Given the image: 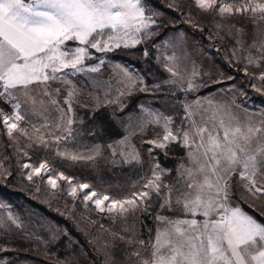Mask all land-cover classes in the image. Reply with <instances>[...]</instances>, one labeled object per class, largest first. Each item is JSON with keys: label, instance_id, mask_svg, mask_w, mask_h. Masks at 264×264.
<instances>
[{"label": "snow or ice", "instance_id": "1", "mask_svg": "<svg viewBox=\"0 0 264 264\" xmlns=\"http://www.w3.org/2000/svg\"><path fill=\"white\" fill-rule=\"evenodd\" d=\"M192 3L199 10L215 13L221 18L251 14L254 22L264 21L262 0H192ZM147 5L148 0H0V104L10 109L6 111L0 107V124L6 130L9 147L15 145L16 152L29 160L21 164L18 158L20 174L33 184H37L34 178H39L40 183L51 187L53 195L57 189L66 191L74 200L81 201L85 208L94 205L95 210L108 213L113 218L126 217L137 210L150 214L155 203L153 196L160 201V212L165 209L169 212L182 210L185 218L157 213L155 219L162 227H157L154 238L147 242L136 241L135 230L125 229L131 231V236L126 240L129 245L138 242L150 252V258L142 257L139 251L131 252L129 258H135V264H264V222L246 212L238 202L233 203L234 197L245 202L249 198L264 201V111H259L261 119L255 120L256 112L244 110L245 119L241 120L232 110L235 100L232 104H226L205 97L207 107L199 99L191 103L182 101L185 115L173 130L170 117L143 109L149 119L141 120L139 129L143 131L148 124L163 129V135L156 133L154 139L147 141L149 145L160 149L165 155H168L169 146L173 143L185 149L187 163L182 158L177 175L186 181L188 191L176 197V208L173 207L172 197L173 192H179V189L163 182L162 177L171 170L162 168L159 161L154 160L151 164V176L143 183L141 190L117 198L98 192L92 184L76 181L75 177L67 176L64 172L57 173L47 159L31 162L32 157L25 150L43 148L51 151L52 143H63L66 150L56 152L62 159L73 162L96 159L100 154L99 145L90 149L88 155L68 150V142L73 139V120L69 118L65 121L66 113L62 109H57L61 117L56 127H63V132L60 135L49 132L51 139L41 132V128L49 127L48 123L38 127L31 123L30 117L42 114L36 107L38 104H57L48 85L50 81L61 80L59 74L99 70V66L85 67V61L92 58L89 49L111 52L122 46L131 48L142 39L155 35L150 29L157 25L158 13L148 9L146 14ZM215 26L218 29L223 27L219 23ZM69 41L77 42L79 46L68 48L66 43ZM249 47L257 48L260 55L253 56L249 52L247 64L259 68L261 61H264V41L259 45L253 41ZM144 55H148L147 51ZM184 58L187 59L186 53ZM177 59L175 54L165 57V68L172 77L180 75V66L175 63ZM244 71L247 75V67ZM198 75L193 65L191 74L186 79L182 78V82L170 79L167 83L184 93L196 92L203 86L195 82ZM122 76L120 82L125 91L130 92L138 83H143L142 78L134 76L126 68ZM251 78L264 82V71L259 76L253 73ZM227 79L233 80L234 77ZM33 85L36 87L33 88ZM250 86L258 92L262 91L255 84ZM230 90L240 96L247 95L243 88ZM59 91L57 89L56 94ZM140 91L147 92L149 88L145 86ZM34 92L37 94L34 95ZM77 94L75 89L68 92V112L72 111L71 98ZM41 96H47L48 100ZM29 123L34 135L29 134L27 127L21 126ZM19 137H25L31 143L22 148ZM127 142L128 137H125L119 143L124 145ZM131 147L133 150L125 163L140 161L139 153L134 146ZM121 155L125 153L122 151ZM149 155H153L151 148ZM7 159V156L3 158ZM11 175L0 161V179L7 180ZM234 177L238 179L234 180ZM58 180L67 183L66 190L61 188ZM36 190H40L39 184ZM0 207L5 205L0 203ZM189 215L192 218H187ZM197 215L203 219L197 220ZM261 216H264V212ZM9 219H12L11 215ZM113 235H118L121 240L126 239L118 233ZM105 264H113L110 256L106 257Z\"/></svg>", "mask_w": 264, "mask_h": 264}, {"label": "rangeland", "instance_id": "2", "mask_svg": "<svg viewBox=\"0 0 264 264\" xmlns=\"http://www.w3.org/2000/svg\"><path fill=\"white\" fill-rule=\"evenodd\" d=\"M163 1L173 5L176 14L164 11L148 0L146 14L148 9L158 13L157 25L150 29L155 32V35L142 39L139 44L131 48L122 46L111 52H97L95 49H89L92 58L85 61V67L99 66V70L76 73L65 70L68 72L67 75L59 74L62 79L50 81L48 85V90L57 100V104L46 103L43 106L38 104L36 107L42 114L38 117H30L31 123H35L38 127L45 122L48 123L49 127L41 128V132L46 138L51 139L48 136L49 132L54 135H60L63 132V127H56L61 117V112L57 109H62L66 113L65 121L69 118L73 120L71 125L73 139L68 142V150L88 155L90 149L99 145L100 154L96 159L88 162V165L85 161L74 162L77 168L67 170L58 162V159L62 158L56 155L57 151L66 150L64 144L52 143L51 151L43 148L39 150L26 148L25 150L32 157L31 162L38 163L42 159H47L57 173L64 172L67 176L75 177L76 181L92 184L98 192L123 198L132 191L141 190L143 183L151 176V164L154 160L159 161L162 168L174 172L173 177L169 176L168 172L162 180L165 184L174 185L176 189H179V192H173L172 197L173 207L176 208V197L181 192L188 191L186 181L179 179L177 175V167L182 158H184L183 162L187 163L185 149L182 156L173 155L176 161L171 167L165 165L169 155H165L163 151L147 143L148 140L155 138L156 133L163 135V129L155 124H148L141 131L138 127L139 122L149 119L143 109L170 117L173 121V130L180 125L185 115L180 102L191 103L199 99L204 107H207L205 97L226 104H232L235 100L232 110L240 116L241 120L245 119L244 110L256 112L254 119H261L258 113L264 111V82L252 79L251 76L253 73L259 76L260 72L264 71V61H261V66L258 68L248 65L246 57L249 52L253 56L260 55L257 48L249 46L253 41H256L257 45L264 41V21L254 22L251 14L221 18L215 13L199 10L192 0ZM225 2H232V0H225ZM217 23L223 27L216 28ZM238 40L241 43H237ZM66 46L75 48L79 45L77 42L69 41ZM145 51L148 53L147 56L144 55ZM185 53L187 59L184 58ZM173 54L178 57L175 63L180 66V75L177 77H172L165 68V57ZM101 60L104 61L103 64L100 63ZM193 65L199 72L195 82L202 84L204 88L208 86L206 91L191 96L193 92L184 93L167 83L170 79H176L178 83L182 82V78L186 79L191 74ZM246 67L247 75L244 71ZM125 68L134 76L143 79V83H138V86L130 92L125 91L124 85L120 82ZM229 76L234 79L228 80ZM251 84H255L256 88L262 91H256L250 86ZM145 86L149 88V91H140V88ZM184 86H187L186 83ZM35 87L33 85V88ZM240 88L246 91V96L237 95L230 90ZM57 89L60 90L59 94H56ZM73 89L77 90L78 94L71 98L72 111L68 112L67 94ZM37 92L33 94L36 95ZM40 98L48 100L47 96ZM0 107H4L6 111L10 110L5 104H0ZM100 108H106L114 123L125 130L121 136L105 143L90 137L93 135L92 131L85 128L87 118L93 111ZM199 118V116L196 117L197 120ZM31 123L21 126L27 127L29 134L34 135ZM125 137H128V142L121 145L119 142ZM18 142L22 148L31 143L25 137H19ZM9 144L6 130L0 124V161H3L4 167L12 173L7 180L0 179V184L5 188L22 190L27 197L44 205L49 213L25 199L17 198L16 195L9 194L5 197L6 195L0 194V203L5 205L0 207V264H105L108 256L113 264H135V258H129L131 252L139 251L142 257L149 258L150 252L142 248L138 242L129 245L126 240L131 236V231H125V229L135 230L136 241L147 242L150 238H154L156 228L162 227L155 219L157 213L185 218L180 209L176 212H169L167 209L160 212L158 207L160 201L155 196L152 198L155 203L150 214L137 210L126 217L113 218L108 213L95 210L94 205L90 204L88 208H85L81 201L74 200L66 194V191L61 192L57 189L53 195L49 185L40 183L39 178H34L39 184L40 190L37 191V184L27 181L20 174L21 169L17 160L19 158L22 164L29 162L28 158L23 157L22 153H17L15 145L9 147ZM109 145L112 147L109 148ZM131 146H134V150L139 153L140 161L125 163L128 154L133 150ZM150 148L152 156L149 155ZM113 151L116 153L115 156ZM122 151L125 155H121ZM5 156L8 157L7 160H3ZM119 163L129 164L132 171L121 174L117 178L114 174L109 177L104 175V178L96 177L100 176L102 171L109 172ZM233 179L237 180L238 177ZM58 183L61 188L67 189L68 185L65 181L58 180ZM238 192L239 189H237V195ZM67 198L69 200H66ZM237 202L251 215H253L252 211H256L260 216L264 212V201H253L249 198L245 202L234 197L233 203ZM9 215L12 219H9ZM261 217L264 218V216ZM187 218L192 217L189 215ZM195 218L203 219L199 215ZM113 233L123 235L126 239L121 240Z\"/></svg>", "mask_w": 264, "mask_h": 264}, {"label": "trees", "instance_id": "3", "mask_svg": "<svg viewBox=\"0 0 264 264\" xmlns=\"http://www.w3.org/2000/svg\"><path fill=\"white\" fill-rule=\"evenodd\" d=\"M153 5H155L156 7L167 11L169 13L172 14H176V10L174 7H170V5L166 4L163 0H149ZM208 88V86H207ZM207 88L202 87L200 88L198 91L193 92L192 95H198L200 93H202L203 91H206ZM139 96V95H138ZM86 129L91 130L93 135H91L90 137H95V139L99 142H108L111 139L117 138L119 136H121L124 133V129L122 126H118L117 124L114 123L113 119L111 118V116L108 114V111L106 108H100V109H96L95 111L92 112L91 116L87 118V122H86ZM85 129V130H86ZM168 150V155L167 156V161L165 163V161H162L163 163H165V165H167L168 167H171V165H173V163L176 161V157L178 156H182L184 149L182 147H180L179 144L173 143L169 146ZM173 155H176V157H174ZM166 159V158H165ZM58 162L63 165V167H65V169L67 170H75L77 167L75 166L76 163L71 162V161H67L64 159H58ZM88 165V162L86 163ZM132 171V167L129 164H123V163H119L118 166H115L113 168L110 169L109 172H105L102 171L101 175L96 176L97 178H104V175H106V177H109L110 175H115V178L119 177V175L121 174H127L130 173ZM169 176H174V172L170 171ZM113 175V176H114ZM118 175V176H117ZM114 178V179H115ZM121 178H119L120 180ZM19 184V183H18ZM5 192V194H4ZM0 194L1 195H6L5 197H8L9 194L11 195H16L17 198H22L25 199L29 202H31L34 206L36 205L37 207H40V209H42L44 212L49 213L47 211V209L44 207V205L35 202L32 198L27 197L22 190H13L10 188H5L2 184H0ZM66 200H69V198H67ZM253 215L258 219L261 220L262 222H264V218L261 217L256 211H252Z\"/></svg>", "mask_w": 264, "mask_h": 264}]
</instances>
